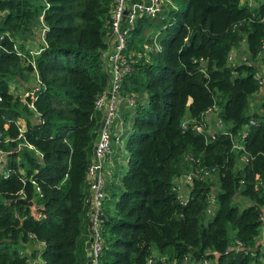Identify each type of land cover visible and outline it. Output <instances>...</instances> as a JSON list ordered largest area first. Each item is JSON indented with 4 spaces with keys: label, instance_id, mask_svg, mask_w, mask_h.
Here are the masks:
<instances>
[{
    "label": "trees",
    "instance_id": "trees-1",
    "mask_svg": "<svg viewBox=\"0 0 264 264\" xmlns=\"http://www.w3.org/2000/svg\"><path fill=\"white\" fill-rule=\"evenodd\" d=\"M117 3L0 0V264H26L34 245V264H86L88 147ZM132 23L128 170L101 208L99 264L264 263V1L168 0ZM235 50L244 60H229ZM188 175L184 198L176 180Z\"/></svg>",
    "mask_w": 264,
    "mask_h": 264
},
{
    "label": "built area",
    "instance_id": "built-area-1",
    "mask_svg": "<svg viewBox=\"0 0 264 264\" xmlns=\"http://www.w3.org/2000/svg\"><path fill=\"white\" fill-rule=\"evenodd\" d=\"M126 2V0H117V5L113 11V18L111 22V33L115 37L114 45L111 50H104L102 53L105 65L110 70V79L108 86L98 95L95 101L96 108L104 107L106 114L105 125L99 129L98 138L95 144V154L99 159L101 156L109 152L111 147V129L109 124L112 122L113 118L119 112V105L122 101H127L129 104H134V99L123 95L121 93L122 78L125 72L131 69V63L127 61L122 55V50L126 45V37L128 27L133 25V20L140 14H145L149 16L156 15L161 9L164 2L168 0H133ZM124 9H127V14L125 20H127L128 25L126 28H121L122 15ZM233 53H229V60H233ZM244 59V56H243ZM259 82L264 86V76L260 73L257 74ZM111 175V172H108ZM87 177H91V188H92V209L90 211L91 217V264H99V256L102 249V235L100 231V212L103 206L104 199L106 198L104 190V180L100 175V162L90 163L88 167ZM186 178H190L188 175ZM185 179V178H184ZM208 210H211L209 208ZM239 246V245H237ZM149 262L153 260L148 259ZM161 264H178L175 260L162 259ZM179 264H210V259L202 258L198 261H192L187 256H183L179 261ZM256 264H264L263 262H258Z\"/></svg>",
    "mask_w": 264,
    "mask_h": 264
},
{
    "label": "crops",
    "instance_id": "crops-1",
    "mask_svg": "<svg viewBox=\"0 0 264 264\" xmlns=\"http://www.w3.org/2000/svg\"><path fill=\"white\" fill-rule=\"evenodd\" d=\"M129 1H133V0H129ZM107 41H108V46L106 47V50L107 49L111 50L114 45L115 37L112 35V37L107 38ZM36 51L37 49L34 50V52ZM143 96H145V94ZM143 96H140L141 102L143 100L142 98ZM134 109L135 108H133V104H129L127 101H122L120 103L119 112L115 116L117 119L114 121L112 120L109 126L111 129V134H112L111 142H113V146L110 147L109 152L101 156L99 159L96 157V154H95V144H96L97 137H98V132H99L98 129H100L101 120L105 113V110L102 108L95 110V116L97 119L98 127L96 129V132L92 140L90 141V144L88 147V156L90 158L91 163L92 162L97 163L98 161L100 162V175L103 177V180H104V190H105L106 198H108L109 196H116L117 198L120 192V189H121L120 178L128 170V158L129 157H128L127 149L125 147V142H126L127 136L133 130V126H132L133 119L132 118H133ZM110 167L112 168L110 169ZM108 172H111V175H109ZM86 181H87L86 215L83 217L85 226L84 228H82L80 237L78 239V250L84 251L85 256H87V251H88L87 242L89 238L92 237L90 230H89V220H88L90 212L87 211V208L90 206V208L92 209V193H93L92 188L90 186L91 177H87ZM90 247H91V244H90ZM85 262H86V259H85Z\"/></svg>",
    "mask_w": 264,
    "mask_h": 264
},
{
    "label": "rangeland",
    "instance_id": "rangeland-1",
    "mask_svg": "<svg viewBox=\"0 0 264 264\" xmlns=\"http://www.w3.org/2000/svg\"><path fill=\"white\" fill-rule=\"evenodd\" d=\"M264 0H249V3H251V4H254V5H258L259 3H261V2H263ZM39 42L38 41H36V40H34V42H29L28 43V46L30 47V49H32L31 51L32 52H34V50H36V49H39ZM241 47L242 48H245L246 47V43H245V41H242V43H241ZM240 53H238V51L237 50H235L234 51V53H233V60H232V62H238L239 60H244L243 59V56L244 55H239ZM258 65H259V69H260V74H262L263 76H264V63H262V62H260V61H258ZM9 83H10V87H11V89L14 91V92H19V89L21 88V85L17 82V80H14V79H10L9 80ZM258 99V97L256 98V99H253L252 100V104H255V100H257ZM142 102H143V100H142ZM100 108H102V109H104V107H100ZM133 108H135V105L133 104ZM134 114H135V109H134V112H133V116H134ZM207 118H208V120H210L211 121V123H212V126H211V129L213 130V129H215L216 128V124H215V118H216V115H215V113L214 112H211V113H209L208 114V116H207ZM117 118L115 117V118H113V121L114 120H116ZM217 119V118H216ZM109 126H110V124H109ZM221 127H224V124L221 126ZM98 131H99V129H98ZM128 137V136H127ZM98 138V137H97ZM127 139V138H126ZM126 143V142H125ZM113 146V142H111V147ZM112 162V161H111ZM112 167H110V169H111ZM192 183V180L190 179V178H185V179H178V180H176V184H177V186L179 187V189L181 190V193H182V196L185 198L186 197V188H185V185H186V183ZM91 183V182H90ZM114 197H116V196H114ZM91 210H93V209H91L90 208V206L87 208V211L88 212H90ZM88 220H89V230H90V233H91V217H90V213H89V218H88ZM84 226H85V222H84V224L82 225V228H84ZM263 230H264V224L262 223L261 225H260V232L262 233L263 232ZM92 234V233H91ZM260 237H262V235L260 236ZM88 243V242H87ZM91 244V243H90ZM12 247H16V248H18L20 251H23V252H26V250L28 251V249H27V247L26 246H23L22 244H20V243H13L12 244ZM87 248H88V250L90 249V246L88 247L87 246ZM30 250H34L35 251V255L34 256H29L28 257V260H27V262H26V264H34V263H37V262H41V256H40V250H41V246L40 247H38L37 249H36V247H35V245L32 247H30L29 246V251L28 252H30ZM153 255H155V256H164L165 254H160V253H158V251L156 250V248L154 247L153 248Z\"/></svg>",
    "mask_w": 264,
    "mask_h": 264
},
{
    "label": "water",
    "instance_id": "water-1",
    "mask_svg": "<svg viewBox=\"0 0 264 264\" xmlns=\"http://www.w3.org/2000/svg\"><path fill=\"white\" fill-rule=\"evenodd\" d=\"M127 11H128L127 9H124L123 15H122V21L125 20V16L127 14ZM105 121H106V114L104 113L102 120H101L100 128H102L105 125ZM16 201L20 202V203H25V204H31L32 203L31 200H26L24 197H19L16 199ZM91 239H92V237H90L88 240V243H87L88 247L90 246ZM91 262H92V255H91V250L89 249L87 251L86 264H91Z\"/></svg>",
    "mask_w": 264,
    "mask_h": 264
},
{
    "label": "clouds",
    "instance_id": "clouds-1",
    "mask_svg": "<svg viewBox=\"0 0 264 264\" xmlns=\"http://www.w3.org/2000/svg\"><path fill=\"white\" fill-rule=\"evenodd\" d=\"M91 250V249H90Z\"/></svg>",
    "mask_w": 264,
    "mask_h": 264
}]
</instances>
